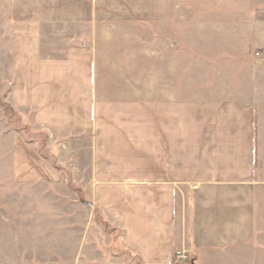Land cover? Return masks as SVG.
Listing matches in <instances>:
<instances>
[{
    "label": "crops",
    "instance_id": "1",
    "mask_svg": "<svg viewBox=\"0 0 264 264\" xmlns=\"http://www.w3.org/2000/svg\"><path fill=\"white\" fill-rule=\"evenodd\" d=\"M223 1V10L195 13L177 0H0L8 103L31 110L34 126L85 136L69 163L83 175L84 150L77 191L121 230L119 249L74 264H174L182 252L184 264H264V22L246 2L253 0ZM180 14L197 19L177 25ZM142 21L156 30L147 55L105 54L106 30L95 34L96 24ZM175 25L212 44L203 60L230 89L189 87L190 73L177 71L167 44ZM256 42L260 78L248 68L239 75ZM12 145L18 179H61L21 136Z\"/></svg>",
    "mask_w": 264,
    "mask_h": 264
},
{
    "label": "rangeland",
    "instance_id": "2",
    "mask_svg": "<svg viewBox=\"0 0 264 264\" xmlns=\"http://www.w3.org/2000/svg\"><path fill=\"white\" fill-rule=\"evenodd\" d=\"M246 2L255 13L253 15L257 22H264V0ZM225 4L223 0H177L176 6L178 9L191 7L195 13L200 10L214 13V10H223ZM193 19H197L196 16L180 14L175 24ZM135 24L116 28L106 25L105 29L96 24L95 34L101 36L106 30L107 44L102 47L105 54L117 56L122 54V50H130L132 54L135 49L147 55L150 33L156 31L155 27L143 21ZM180 27L175 25L174 32L170 33V37L167 36V44L172 50L177 71L190 73L189 87L206 92L217 87L224 91L230 89V80L212 79L213 74H216V66L203 60L202 49L209 48L210 42L206 45L203 38L201 40L204 42L197 39L196 32L189 33ZM189 34L192 36L189 37ZM158 40H163L158 42L159 50L165 51L160 46L165 47L166 38L160 32ZM180 43L200 55L195 53L198 56H194L183 49ZM212 47L209 48L210 52L213 51ZM262 47L260 42H256L247 60L241 58L237 64L239 75L245 76L248 68L250 72H258L260 78L262 71H258V68L263 63ZM142 66L146 68L148 65L143 63ZM9 87V84L0 82V264H74L81 255L95 257L101 256L105 249H119L121 230L97 206H92V201L84 191H77L79 183L85 180L84 150L78 152L83 175L75 176L69 170L71 153L77 143L78 146L84 143L85 136L67 131L51 132L34 126L31 110L15 109L8 103ZM15 135L33 146L41 157L60 172L61 179L54 182H26L18 179L13 173L11 161L12 139Z\"/></svg>",
    "mask_w": 264,
    "mask_h": 264
},
{
    "label": "built area",
    "instance_id": "3",
    "mask_svg": "<svg viewBox=\"0 0 264 264\" xmlns=\"http://www.w3.org/2000/svg\"><path fill=\"white\" fill-rule=\"evenodd\" d=\"M188 261V254L186 252L177 253L174 257V264H184Z\"/></svg>",
    "mask_w": 264,
    "mask_h": 264
}]
</instances>
